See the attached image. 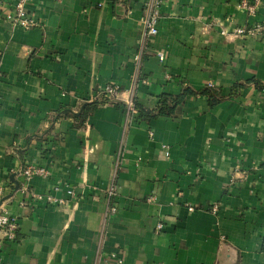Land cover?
<instances>
[{
	"label": "crops",
	"instance_id": "1",
	"mask_svg": "<svg viewBox=\"0 0 264 264\" xmlns=\"http://www.w3.org/2000/svg\"><path fill=\"white\" fill-rule=\"evenodd\" d=\"M17 1L0 0V183L20 227L0 264H264V38L234 33L264 0H162L140 68L149 0H28L29 29L8 18ZM188 87L170 115L127 113ZM26 164L49 173L15 190Z\"/></svg>",
	"mask_w": 264,
	"mask_h": 264
},
{
	"label": "built area",
	"instance_id": "2",
	"mask_svg": "<svg viewBox=\"0 0 264 264\" xmlns=\"http://www.w3.org/2000/svg\"><path fill=\"white\" fill-rule=\"evenodd\" d=\"M28 0H18L14 11L8 15L9 20L11 22L20 25L26 29L39 25V21L28 12L25 7V3ZM62 1V0H56ZM260 0H242L241 6L242 8L247 11L249 14H255L258 10V5ZM161 4L162 0H149L145 5V15L143 18L144 23V39L141 45L140 51L136 54L135 59L137 62V66L140 68L141 63L143 60L144 51L147 49L149 40L155 36L158 31V24L161 18ZM131 12V10L129 11ZM234 33L241 37H252V38H264V21L256 22L253 25H242L235 28ZM158 58L163 61L165 59V52L163 50H156L155 51ZM138 80L143 83H148L149 79L147 77L139 76ZM119 92V88L116 85L109 84L103 90V99H107L110 101H115ZM126 110L128 114L135 112V99L131 97V99L126 103ZM165 154L167 156L170 155V151L167 145H164ZM20 172L23 176V183L19 186L18 189L22 191H28V181L34 177H46L48 175V169L43 166H36L33 164H26L21 167ZM234 181V177L231 178V182ZM12 183L5 184L0 183V248L3 247L4 244L7 242L12 243L16 242L18 239L19 233V217L10 213L9 206L7 201L9 198H5V192L8 186H11ZM59 187H55L58 189ZM17 189V190H18ZM67 193L69 194L70 198H76L77 193L74 187L68 188ZM108 197H109V212L116 213L118 210V206L115 203V195L117 193L116 186L112 185L108 190ZM33 198L41 201L46 200L49 203L56 204V205H64L68 202L65 198L56 197L50 193L46 194H32ZM192 210L193 207H190ZM212 210L216 212L218 210V205H214ZM163 227V223L158 224V229ZM115 258L117 264L123 263V258L116 256V254L112 255Z\"/></svg>",
	"mask_w": 264,
	"mask_h": 264
},
{
	"label": "trees",
	"instance_id": "3",
	"mask_svg": "<svg viewBox=\"0 0 264 264\" xmlns=\"http://www.w3.org/2000/svg\"><path fill=\"white\" fill-rule=\"evenodd\" d=\"M201 93L208 95L212 99V104H215L219 101L218 93L215 92V89L212 86L207 87L206 89H203ZM197 95L200 94V92H196L192 90L191 88H186V90L181 93L178 96H170V95H162L160 104L156 110H146L140 104L136 103L135 101V109L138 110V112L142 114L143 117L151 118L156 115H170L175 111V108L178 104L182 103L183 100L188 95ZM104 101H107L104 100Z\"/></svg>",
	"mask_w": 264,
	"mask_h": 264
},
{
	"label": "water",
	"instance_id": "4",
	"mask_svg": "<svg viewBox=\"0 0 264 264\" xmlns=\"http://www.w3.org/2000/svg\"><path fill=\"white\" fill-rule=\"evenodd\" d=\"M14 182L16 183V189H15V190H17V189L19 188V186H20V183H19V181H17L16 179H14ZM9 197H11V195L5 197L4 199H7V198H9Z\"/></svg>",
	"mask_w": 264,
	"mask_h": 264
}]
</instances>
